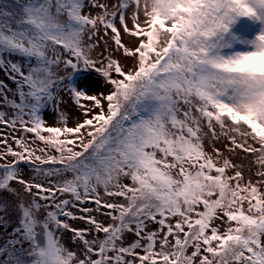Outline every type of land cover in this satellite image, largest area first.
Instances as JSON below:
<instances>
[{"label": "snow or ice", "instance_id": "snow-or-ice-1", "mask_svg": "<svg viewBox=\"0 0 264 264\" xmlns=\"http://www.w3.org/2000/svg\"><path fill=\"white\" fill-rule=\"evenodd\" d=\"M248 16L264 0H0V264H264Z\"/></svg>", "mask_w": 264, "mask_h": 264}, {"label": "rangeland", "instance_id": "rangeland-1", "mask_svg": "<svg viewBox=\"0 0 264 264\" xmlns=\"http://www.w3.org/2000/svg\"><path fill=\"white\" fill-rule=\"evenodd\" d=\"M242 21V22H241ZM264 31V24L260 22L250 21L247 18H240L230 29L231 34L238 36L240 39L252 42L256 39L258 35H260ZM99 50H103V46L101 45ZM237 50H243L241 46H237ZM248 50H251L250 48ZM96 54V50H94L93 55ZM0 80H4L9 86L11 82L7 80L3 73H0ZM72 85L83 90L85 93H92L102 89L103 81L99 78L94 72L79 70L73 74L72 77ZM14 87V86H13ZM68 98L65 96V101ZM88 103V102H85ZM65 110L71 113L72 115H77L76 109L72 106L71 103H66L64 106ZM83 119V117H80ZM45 119L50 125H54L56 123V116L51 112L45 113ZM72 121H69V126H72ZM3 131V129H0ZM234 163L240 167H245L248 161L244 160L243 154L239 158L234 159ZM247 174V172H245ZM3 229H0V243L3 242L4 236Z\"/></svg>", "mask_w": 264, "mask_h": 264}, {"label": "clouds", "instance_id": "clouds-1", "mask_svg": "<svg viewBox=\"0 0 264 264\" xmlns=\"http://www.w3.org/2000/svg\"><path fill=\"white\" fill-rule=\"evenodd\" d=\"M240 18H247V19L250 20V21L258 22V21H256V20L254 19V17H251V16H248V17H238V18H237V21H238ZM252 63L255 64V65H261V64H264V58L256 57V58L253 59ZM255 70H256V71H264V68L257 67Z\"/></svg>", "mask_w": 264, "mask_h": 264}, {"label": "trees", "instance_id": "trees-1", "mask_svg": "<svg viewBox=\"0 0 264 264\" xmlns=\"http://www.w3.org/2000/svg\"><path fill=\"white\" fill-rule=\"evenodd\" d=\"M242 22V21H241Z\"/></svg>", "mask_w": 264, "mask_h": 264}]
</instances>
